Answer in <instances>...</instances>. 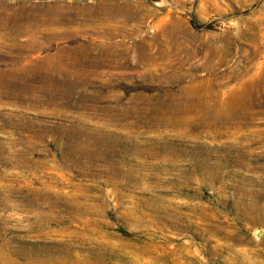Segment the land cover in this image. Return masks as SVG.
<instances>
[{
  "label": "rangeland",
  "instance_id": "374dc122",
  "mask_svg": "<svg viewBox=\"0 0 264 264\" xmlns=\"http://www.w3.org/2000/svg\"><path fill=\"white\" fill-rule=\"evenodd\" d=\"M264 0H0V264H264Z\"/></svg>",
  "mask_w": 264,
  "mask_h": 264
},
{
  "label": "water",
  "instance_id": "95a60500",
  "mask_svg": "<svg viewBox=\"0 0 264 264\" xmlns=\"http://www.w3.org/2000/svg\"><path fill=\"white\" fill-rule=\"evenodd\" d=\"M263 229L262 228H256L254 231H253V237L255 240H259L262 235H263Z\"/></svg>",
  "mask_w": 264,
  "mask_h": 264
}]
</instances>
